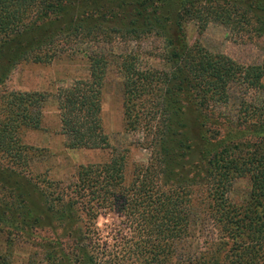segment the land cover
<instances>
[{"label": "trees", "instance_id": "1", "mask_svg": "<svg viewBox=\"0 0 264 264\" xmlns=\"http://www.w3.org/2000/svg\"><path fill=\"white\" fill-rule=\"evenodd\" d=\"M88 1L91 0H0V177L5 181L15 176L26 181L29 178L28 160L32 148L21 142L19 131L38 127L41 102L45 99L36 91L6 90L2 86L14 66L23 61L50 62L66 45L82 41L110 43L116 39L136 41L152 34L160 36L166 47L163 54L171 64L169 72L138 69L135 55L130 53L122 55L119 62L124 126L134 128L142 123L151 134L149 143L160 145L154 151L151 164L136 169L128 183L124 182L121 150L111 151L106 162L78 165L70 187L72 197L68 209H64L72 211L85 197L83 208L87 218L96 217L101 208L118 211L134 222L137 252L144 247L156 256L167 249L166 240L184 234L188 223L189 197L186 185L179 182L192 180V175L185 177L182 171L189 137L182 129L186 122L179 94L183 85L188 84L197 91L202 105L224 103L228 98L227 84L239 68L222 55L187 48L179 23L202 8L201 4L194 5L193 0H178V3L175 0H130L119 9L75 15V8ZM221 3L206 9L216 7L226 24L264 30V0H221ZM198 20L200 31L206 21ZM87 60V76L58 87L54 94L59 130L68 148H107L100 102L110 58L95 51L87 55ZM263 70L264 64H256L244 66L237 73L242 83L261 88L264 94V85L260 82ZM136 98L149 104V109L141 116L130 113L131 101ZM236 120L256 128V140L248 146L222 145L204 161L202 172L213 181L210 198L219 220L231 225L235 233L243 231L245 236L250 235L251 240L258 242L264 237V202L261 200L264 197V96L259 104L240 101ZM151 127H155V131ZM159 174L166 177L161 183ZM242 175L250 181V203L244 209H230L224 193L231 180ZM36 178L37 175L33 184L39 186ZM40 181L46 183L43 177ZM49 185L50 182L46 187ZM163 186L169 188L164 190ZM41 193L48 202L52 200L46 198L42 188ZM21 210L17 213L25 222L38 220L30 208ZM252 243L250 246L254 247ZM250 246L244 250L246 253ZM92 259L90 255L84 257L83 264H91ZM148 262H152V257ZM203 264L213 263L208 260Z\"/></svg>", "mask_w": 264, "mask_h": 264}, {"label": "rangeland", "instance_id": "2", "mask_svg": "<svg viewBox=\"0 0 264 264\" xmlns=\"http://www.w3.org/2000/svg\"><path fill=\"white\" fill-rule=\"evenodd\" d=\"M126 1L130 0H91L80 3L74 12L80 15L108 8L119 9ZM193 2L194 5L201 4L202 8L191 12L179 23L187 48H201L207 53L222 55L239 70L248 65L264 64V30L226 24L216 7L206 9L222 4L221 0ZM197 18L206 21L200 31ZM165 49L161 37L153 34L136 41H82L66 45L50 62L23 61L11 69L2 82L6 90L36 91L45 99L41 102L38 127L19 131L21 142L32 148L28 160L29 178L26 181L15 176L5 181L0 177V264H83L84 257L89 255L93 258L91 264H203L208 260L213 264H264V237L258 242L253 241L250 235L245 236L243 231L235 233L231 225L219 220V213L210 198L213 181L202 172L204 161L217 148L234 143L248 146L258 135L256 128L238 123L237 109L240 101L259 104L264 94L261 88L242 83L236 69L227 84L228 98L224 103L202 105L197 91L188 84L183 85L179 94L186 122L182 129L189 137L182 171L185 177L192 175V180L179 182L186 185L189 197L187 228L181 237L166 240L167 249L165 247L152 256L139 244L141 251L137 252L134 222L118 211L106 208H101L96 217L87 218L83 208L85 197L72 211L64 210L68 209L72 197L70 187L75 181L78 165L106 162L111 151L121 150L124 182L128 183L136 169L151 164L154 151L160 145L149 143L151 134L142 123L134 128L124 126L119 62L122 55L130 53L135 55L138 69L169 72L171 64L163 54ZM95 51L110 58L100 102L102 126L109 146L68 148L65 136L59 130L54 94L58 87L87 76V55ZM260 82L264 85V70ZM131 102V115L138 113L141 116L149 109V104L141 103L139 98ZM151 128L155 131V127ZM36 175L39 186L33 184ZM42 177L46 183L40 181ZM159 178L161 183L166 177L159 174ZM48 182L51 185L46 187ZM40 187L45 190L46 198H52L50 202L44 199ZM163 188L166 190L169 186ZM249 192L247 176L232 179L224 193L230 209L246 208L250 203ZM261 200L264 202V197ZM28 208L38 217L34 223L25 222L17 213ZM248 246L249 253H246L244 250ZM150 257L152 262H148Z\"/></svg>", "mask_w": 264, "mask_h": 264}, {"label": "clouds", "instance_id": "3", "mask_svg": "<svg viewBox=\"0 0 264 264\" xmlns=\"http://www.w3.org/2000/svg\"><path fill=\"white\" fill-rule=\"evenodd\" d=\"M107 221H102V223H106Z\"/></svg>", "mask_w": 264, "mask_h": 264}]
</instances>
